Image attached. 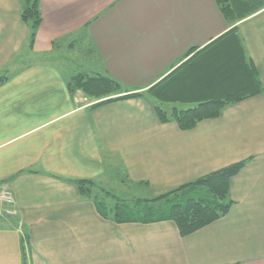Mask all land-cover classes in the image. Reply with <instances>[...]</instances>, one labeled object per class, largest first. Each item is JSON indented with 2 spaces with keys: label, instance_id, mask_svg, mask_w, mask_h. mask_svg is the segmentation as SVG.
I'll return each instance as SVG.
<instances>
[{
  "label": "crops",
  "instance_id": "obj_1",
  "mask_svg": "<svg viewBox=\"0 0 264 264\" xmlns=\"http://www.w3.org/2000/svg\"><path fill=\"white\" fill-rule=\"evenodd\" d=\"M23 1L0 0V188L15 197L14 214L0 207V264H264V91L182 130L147 95L93 108L69 87L155 72L112 96L146 90L234 27L216 1L40 0L33 47ZM237 25L264 87V8ZM245 159L230 211L187 236L104 217L74 182L117 177L156 197Z\"/></svg>",
  "mask_w": 264,
  "mask_h": 264
},
{
  "label": "trees",
  "instance_id": "obj_2",
  "mask_svg": "<svg viewBox=\"0 0 264 264\" xmlns=\"http://www.w3.org/2000/svg\"><path fill=\"white\" fill-rule=\"evenodd\" d=\"M215 1L234 27L209 44L195 47L185 61L146 90L114 97L112 95L121 90L116 81L102 75L77 74L69 83L71 91L80 90L93 99V108L119 99L147 95L154 101L160 122H176L182 130L193 129L205 119L220 117L228 105L262 94L264 87L259 72L244 45L240 47L237 23L263 9L264 0ZM21 17L29 28V45L33 47L42 23L40 0H24ZM180 104L190 105L182 107ZM248 161L234 162L153 197L150 199L153 203L163 199L167 204L159 213H155L154 204H146L148 207L142 209L126 204L124 200L110 201L107 198L109 192L92 179L74 182L82 194L94 200L104 217L110 216L116 222L172 220L180 234L187 236L230 211L234 204L231 179ZM172 200L176 202L168 206Z\"/></svg>",
  "mask_w": 264,
  "mask_h": 264
},
{
  "label": "rangeland",
  "instance_id": "obj_3",
  "mask_svg": "<svg viewBox=\"0 0 264 264\" xmlns=\"http://www.w3.org/2000/svg\"><path fill=\"white\" fill-rule=\"evenodd\" d=\"M58 63V62H56ZM72 65L75 67L76 65H74L72 63ZM76 68V67H75ZM76 72H78V69L76 70ZM143 75V78L145 79V82L147 83L148 81H150V79H152L155 75V72H140ZM119 75H121V78L123 79V81H120V83H118L120 85L121 88H123V90L126 89H132L135 86L134 85H138L143 86L144 81L142 80V78L140 80H138L137 82L135 81V77L132 76L131 80L126 78V73L123 72H118ZM131 74L133 75V72H131ZM139 75V74H137ZM190 104H180V106L182 107H187ZM114 182H111L109 184H105L103 186H101L102 188H104L105 191L109 192L108 194V199L114 203L121 202V200H124V202H126V204H129L131 206H136L137 207H141L142 209H145L146 204L148 205H152L154 204L155 206H153L155 209V213H159L162 209H164V207H167V204L165 203V201L163 199H160L158 201H155L153 203V201H151L150 199H152V195L149 193L148 190L138 187L136 185H132L123 181H120L117 177L113 178ZM100 193H104V192H100ZM181 201H185V199H181ZM140 202V203H139ZM160 202V203H159ZM176 202L175 200H172L168 203V206L171 203ZM157 203V204H156ZM165 203V204H164ZM140 204V206L138 205ZM159 204H164V206H160Z\"/></svg>",
  "mask_w": 264,
  "mask_h": 264
},
{
  "label": "built area",
  "instance_id": "obj_4",
  "mask_svg": "<svg viewBox=\"0 0 264 264\" xmlns=\"http://www.w3.org/2000/svg\"><path fill=\"white\" fill-rule=\"evenodd\" d=\"M15 204V197L9 186V184L4 183L0 188V207L2 212L12 215L15 210L12 206Z\"/></svg>",
  "mask_w": 264,
  "mask_h": 264
}]
</instances>
